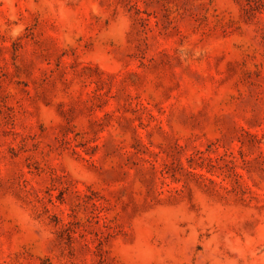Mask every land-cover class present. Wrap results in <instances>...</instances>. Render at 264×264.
<instances>
[{"label":"rangeland","instance_id":"1","mask_svg":"<svg viewBox=\"0 0 264 264\" xmlns=\"http://www.w3.org/2000/svg\"><path fill=\"white\" fill-rule=\"evenodd\" d=\"M0 264H264V0H0Z\"/></svg>","mask_w":264,"mask_h":264}]
</instances>
